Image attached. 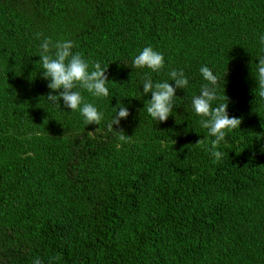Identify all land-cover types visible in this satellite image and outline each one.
I'll return each instance as SVG.
<instances>
[{
    "label": "trees",
    "instance_id": "trees-1",
    "mask_svg": "<svg viewBox=\"0 0 264 264\" xmlns=\"http://www.w3.org/2000/svg\"><path fill=\"white\" fill-rule=\"evenodd\" d=\"M262 34L264 0H0V264H264ZM47 38L108 68V97L80 90L100 125L47 100L59 95L39 64ZM146 46L161 72L133 67ZM202 66L228 98L212 107L242 121L218 162L192 108ZM172 69L189 85L161 123L143 82ZM121 104L124 141L107 129Z\"/></svg>",
    "mask_w": 264,
    "mask_h": 264
},
{
    "label": "clouds",
    "instance_id": "clouds-1",
    "mask_svg": "<svg viewBox=\"0 0 264 264\" xmlns=\"http://www.w3.org/2000/svg\"><path fill=\"white\" fill-rule=\"evenodd\" d=\"M41 35V33H37L36 38ZM259 42L264 46V34L259 36ZM74 48L75 43L72 40L53 41L51 38H47L40 44L39 57L41 60L39 64L42 67L43 79L49 81L48 87L52 92L59 93V95L50 93L47 100L59 108L60 101L63 100L66 108L73 112L79 111L86 125H100L104 119L103 113L94 104L85 102L80 90L87 91L95 98L108 97L110 95L109 80L106 75L108 68H103L99 61L86 60L82 53L74 52ZM132 63L134 68H147L156 73L161 72L165 66L163 54L151 46L144 47L139 54L134 56ZM256 71L258 95L264 98V57L258 59ZM200 73L207 83L201 86L199 95L192 97V108L194 113L201 118L200 126L208 130V136L213 137L208 151L214 158L213 162H218L223 155L218 150L219 146L226 141L228 133L237 128L240 129L242 121L229 116V102H221L217 107H212L214 101L225 99L228 101V98L226 95L224 97L217 95L218 77L209 67L202 66ZM168 76V80L154 83L150 76L145 75L143 82L145 96L151 93V99L146 102L143 111L161 123L167 122L173 113L177 97L176 90H185L189 85V80L182 69H172ZM170 82H174L175 87ZM116 109V117L107 124L109 132L115 131L113 126L119 125L122 119H127L130 115L128 108L122 104ZM48 122L45 120L44 123L48 124ZM115 133L119 135L121 141L131 138L126 136L123 131H115ZM92 135V132L88 133L89 137ZM203 143L204 139L196 145ZM33 264H42V262L37 259Z\"/></svg>",
    "mask_w": 264,
    "mask_h": 264
}]
</instances>
